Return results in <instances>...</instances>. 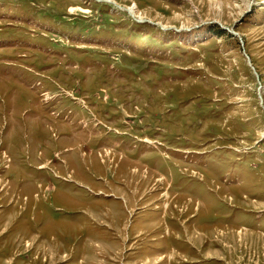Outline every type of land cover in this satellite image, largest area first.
Wrapping results in <instances>:
<instances>
[{"label": "rangeland", "instance_id": "rangeland-1", "mask_svg": "<svg viewBox=\"0 0 264 264\" xmlns=\"http://www.w3.org/2000/svg\"><path fill=\"white\" fill-rule=\"evenodd\" d=\"M0 264H264V0H0Z\"/></svg>", "mask_w": 264, "mask_h": 264}, {"label": "bare ground", "instance_id": "bare-ground-1", "mask_svg": "<svg viewBox=\"0 0 264 264\" xmlns=\"http://www.w3.org/2000/svg\"><path fill=\"white\" fill-rule=\"evenodd\" d=\"M214 4V3H213ZM216 5H219V7H217L220 11H222V3H216ZM135 7H132V11L134 12Z\"/></svg>", "mask_w": 264, "mask_h": 264}, {"label": "water", "instance_id": "water-1", "mask_svg": "<svg viewBox=\"0 0 264 264\" xmlns=\"http://www.w3.org/2000/svg\"><path fill=\"white\" fill-rule=\"evenodd\" d=\"M101 96H102V94H101Z\"/></svg>", "mask_w": 264, "mask_h": 264}]
</instances>
